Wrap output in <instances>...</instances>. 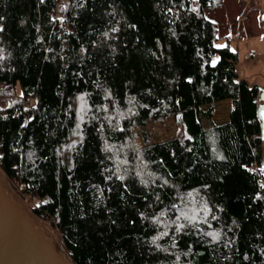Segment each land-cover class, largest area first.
<instances>
[{
	"label": "trees",
	"instance_id": "obj_1",
	"mask_svg": "<svg viewBox=\"0 0 264 264\" xmlns=\"http://www.w3.org/2000/svg\"><path fill=\"white\" fill-rule=\"evenodd\" d=\"M222 1L0 0V171L73 264H264L259 90L216 46Z\"/></svg>",
	"mask_w": 264,
	"mask_h": 264
},
{
	"label": "rangeland",
	"instance_id": "obj_2",
	"mask_svg": "<svg viewBox=\"0 0 264 264\" xmlns=\"http://www.w3.org/2000/svg\"><path fill=\"white\" fill-rule=\"evenodd\" d=\"M263 13L264 0H223L216 9L206 11L207 18L214 22L217 27L216 46L228 45L230 50L237 54L236 70L238 77L245 80L249 85H257L262 88H264ZM231 107V100L217 102L214 105L210 121L215 125L225 123L228 120ZM208 108L209 106H204L202 110L206 111ZM202 124L206 128L209 121L203 118ZM177 129L178 124L174 118L158 123L148 122L144 128L136 130L138 134L137 143L142 146L143 131L149 134L152 143H160L173 138ZM262 147L264 151V139ZM0 173L2 174L1 171ZM26 209L30 212L27 205ZM45 226L53 239L59 243L55 232L49 225L45 224Z\"/></svg>",
	"mask_w": 264,
	"mask_h": 264
},
{
	"label": "water",
	"instance_id": "obj_3",
	"mask_svg": "<svg viewBox=\"0 0 264 264\" xmlns=\"http://www.w3.org/2000/svg\"><path fill=\"white\" fill-rule=\"evenodd\" d=\"M258 117L262 120L264 139V121L259 108ZM0 264H73L45 224L27 211L25 203L14 194L1 173Z\"/></svg>",
	"mask_w": 264,
	"mask_h": 264
},
{
	"label": "flooded vegetation",
	"instance_id": "obj_4",
	"mask_svg": "<svg viewBox=\"0 0 264 264\" xmlns=\"http://www.w3.org/2000/svg\"><path fill=\"white\" fill-rule=\"evenodd\" d=\"M258 90H259V99H260V101H259V109H260V113H261V110L264 109V93H263L264 92V88L258 87ZM262 118H263V121H264V116H262ZM260 124L262 125V120H260Z\"/></svg>",
	"mask_w": 264,
	"mask_h": 264
},
{
	"label": "snow or ice",
	"instance_id": "obj_5",
	"mask_svg": "<svg viewBox=\"0 0 264 264\" xmlns=\"http://www.w3.org/2000/svg\"><path fill=\"white\" fill-rule=\"evenodd\" d=\"M217 47H220V46L218 45ZM212 63L215 64V60H213ZM261 115L264 116V109L261 110ZM77 127H79V126L77 125ZM29 155L31 156V153ZM262 168H264V166H262ZM262 174H264V172H262ZM261 188H264V184L261 185ZM161 215H163V213H161ZM174 223H176V222H174ZM182 227H183L182 225L177 224V230L178 231L181 230Z\"/></svg>",
	"mask_w": 264,
	"mask_h": 264
},
{
	"label": "built area",
	"instance_id": "obj_6",
	"mask_svg": "<svg viewBox=\"0 0 264 264\" xmlns=\"http://www.w3.org/2000/svg\"><path fill=\"white\" fill-rule=\"evenodd\" d=\"M59 17V15H57Z\"/></svg>",
	"mask_w": 264,
	"mask_h": 264
}]
</instances>
